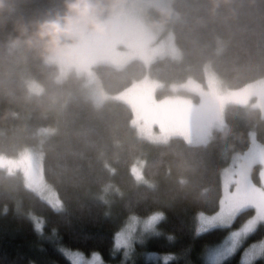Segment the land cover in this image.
<instances>
[{
	"label": "trees",
	"instance_id": "1",
	"mask_svg": "<svg viewBox=\"0 0 264 264\" xmlns=\"http://www.w3.org/2000/svg\"><path fill=\"white\" fill-rule=\"evenodd\" d=\"M172 6L181 14L174 24L180 58L157 57L148 65L135 58L122 67L96 63L93 70L104 88H124L145 74L168 82L188 75L204 80L206 63L232 86L264 76V0H172ZM60 8V0L0 2V153L41 151L43 178L62 201L61 208H53L24 184L20 171L0 165V264H68L54 241L85 253L95 250L111 261L112 235L125 219L155 212L162 213L157 223L162 234L148 240L145 255L171 251L177 256L167 264L186 259L198 264L202 250L236 227L242 213L231 227L192 235L195 213L218 208L221 171L233 153L246 149L251 131L264 142V114L228 104V128L214 130L205 144L180 136L164 143L142 138L128 104L92 102L82 93V74L70 70L58 80L55 64L18 41L21 24L30 26ZM29 79L41 85L40 92H28ZM179 92L198 98L186 89ZM167 93L168 88L156 92ZM137 164L141 182L132 173ZM251 177L258 182L255 166ZM34 222L43 225L42 231ZM263 232L261 225L254 237ZM239 256L237 251L222 264H237ZM134 264L165 261L143 258Z\"/></svg>",
	"mask_w": 264,
	"mask_h": 264
},
{
	"label": "rangeland",
	"instance_id": "2",
	"mask_svg": "<svg viewBox=\"0 0 264 264\" xmlns=\"http://www.w3.org/2000/svg\"><path fill=\"white\" fill-rule=\"evenodd\" d=\"M180 19L181 14L172 6V0H116L115 8L107 15L108 28L105 34H74L65 38L57 51L44 56V60L57 66L58 80L63 79L70 70L82 74V93L92 102L99 104L114 99L128 104L132 109L131 123L142 138L164 143L173 136H180L192 144H205L214 130L228 128L224 118L228 104L259 108L264 114V76L240 86H232L206 63L204 80L188 75L184 80L168 82L145 74L124 88L110 91L98 82L93 70L96 63L122 67L135 58L146 65L162 56L179 59L181 51L175 41L174 24ZM27 88L31 94L41 91V85L31 79L27 80ZM163 88L170 89L171 93L158 96L157 90ZM179 89L196 93L198 98L180 93ZM41 156V151L33 148H25L15 156L0 153V165L8 172L20 171L28 188L53 208L59 209L62 201L43 178ZM254 166L258 182L251 177ZM132 173L136 181L143 180L142 169L138 164L132 167ZM102 199L108 201L107 196H102ZM239 214L240 223L230 228L220 241L205 247L198 264H222L237 243V234L243 241L237 250L240 251L238 262L242 255L247 261L245 248L252 241L264 237V232L257 237H254V232L244 239L246 230L257 221L264 220V142L257 141L253 131L250 132V142L246 149L233 153L230 163L221 171L218 208L209 213L203 210L195 213L192 235L205 232L202 231L204 228L231 227ZM140 218L133 213L125 219L119 230L138 235L148 232L151 236L143 244H136L128 257L122 255L121 249L112 248L113 259L105 261L103 258V264H121L122 261L123 264H134L143 258L164 261L163 254L167 252L146 250V255L144 252L148 240L153 235L162 234L157 223H154L155 220L158 223L161 221L162 213L155 212ZM201 220L206 223H201ZM261 225L264 227V223L259 227ZM149 253L157 255L151 256ZM99 256L102 255L99 253ZM99 256L94 251L85 253L80 250L74 258L81 261V264H100Z\"/></svg>",
	"mask_w": 264,
	"mask_h": 264
},
{
	"label": "clouds",
	"instance_id": "3",
	"mask_svg": "<svg viewBox=\"0 0 264 264\" xmlns=\"http://www.w3.org/2000/svg\"><path fill=\"white\" fill-rule=\"evenodd\" d=\"M2 2V0H0ZM61 8L46 12L30 26L21 24L18 41L46 56L57 51L64 39L74 34L107 32V15L115 8L116 0H60Z\"/></svg>",
	"mask_w": 264,
	"mask_h": 264
},
{
	"label": "snow or ice",
	"instance_id": "4",
	"mask_svg": "<svg viewBox=\"0 0 264 264\" xmlns=\"http://www.w3.org/2000/svg\"><path fill=\"white\" fill-rule=\"evenodd\" d=\"M154 223H158V220H155ZM201 223H206V221L201 220ZM261 223H264V220L257 221L254 226L244 233V239H246L248 236L253 234L256 231V228L259 227ZM34 227L38 230L42 231L43 225L37 222H34ZM202 231H208L207 228L202 229ZM151 236V233L145 232L140 233L139 235L135 232H127L124 230H117L112 235V248L113 249H121L122 255L124 257H128L131 252L134 250V247L136 244H143L147 238ZM236 241L231 249V251L228 253V256L226 259H231L232 256L235 255L236 251L242 244V239L237 234ZM54 247L55 250L59 253L60 256H62L68 264H81V261L78 259H75L74 257L80 253V249L77 248H71L68 245L63 244L61 241H54ZM245 253L247 254V261L244 259V255L241 256L240 261L238 264H252L254 261L255 264H264V237H261L259 240L252 241L246 248ZM94 254L99 256L98 252H95ZM114 251H110V255H113ZM151 256H156V253H149ZM175 253H165L163 254V260L165 261V264L169 261V259L173 256H175ZM100 264H103V257L99 256ZM59 264V262H57ZM123 264V261L121 262ZM185 264H192V261L190 259L185 260Z\"/></svg>",
	"mask_w": 264,
	"mask_h": 264
}]
</instances>
